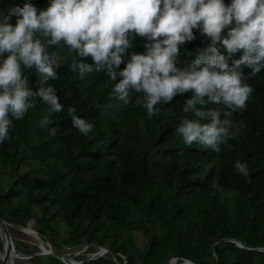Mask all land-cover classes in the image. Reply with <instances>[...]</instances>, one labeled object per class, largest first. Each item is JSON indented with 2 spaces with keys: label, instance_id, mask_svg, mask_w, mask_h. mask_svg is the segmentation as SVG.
<instances>
[{
  "label": "trees",
  "instance_id": "obj_1",
  "mask_svg": "<svg viewBox=\"0 0 264 264\" xmlns=\"http://www.w3.org/2000/svg\"><path fill=\"white\" fill-rule=\"evenodd\" d=\"M26 2L44 10L50 0H0V14ZM194 35L195 40L180 46L181 68L210 46L199 31ZM145 43L136 37L125 60L132 52L143 53ZM75 59L65 47L57 60L59 79L48 82L63 111L50 115L37 99L34 109L14 121L11 139L0 144V160L12 177L0 193V219L10 234L11 226L36 220V232L56 253L49 264H171L174 259L176 264H264V71L245 80L255 91L247 108L233 116L247 127L217 153L200 144L185 145L176 131L185 118L195 119L182 111L191 93L161 103L160 115L149 118L135 104L137 93H129L127 104L114 98L115 82L106 70L81 79L71 70ZM25 77L33 89L38 87L35 69L25 70ZM69 107L94 125L87 136L74 128ZM208 107L224 110L222 105ZM170 109L174 115H168ZM46 115L54 121L49 127L56 128L55 137L39 126ZM236 162L247 164V180L234 168ZM52 206L68 229L65 238L50 226ZM137 235L145 239L143 245ZM14 245L22 255L35 253L19 241ZM64 247H90V252L99 247L108 253L73 263L61 258Z\"/></svg>",
  "mask_w": 264,
  "mask_h": 264
},
{
  "label": "clouds",
  "instance_id": "obj_2",
  "mask_svg": "<svg viewBox=\"0 0 264 264\" xmlns=\"http://www.w3.org/2000/svg\"><path fill=\"white\" fill-rule=\"evenodd\" d=\"M194 30L210 46L181 68L180 46L195 40ZM136 37L147 41L145 51L132 52L126 61ZM65 47L78 58L71 70L81 79L106 70L115 82L114 98L127 104L129 93H137L135 104L149 118L160 115L161 103L191 93L182 111L195 119L185 118L176 131L185 145L200 144L219 153L221 145L247 127L233 119L255 91L245 80L264 71V0H231L229 5L224 0H50L44 10L28 2L9 9L0 14V144L11 139L14 121L34 109L37 99L50 115L63 111L48 82L59 79L57 60ZM32 69L39 74L35 89L25 77V70ZM76 111L68 109L73 126L87 136L94 125ZM50 115L39 126L55 137ZM168 115L174 112L170 109ZM234 168L249 178L246 163L236 162Z\"/></svg>",
  "mask_w": 264,
  "mask_h": 264
},
{
  "label": "rangeland",
  "instance_id": "obj_3",
  "mask_svg": "<svg viewBox=\"0 0 264 264\" xmlns=\"http://www.w3.org/2000/svg\"><path fill=\"white\" fill-rule=\"evenodd\" d=\"M94 87L95 85L92 83L90 86V90H92ZM26 169L27 168H23V170ZM11 182H12V177H11L10 167L4 164L2 160H0V193H2L4 190H6L9 187L11 185ZM2 200L4 204L8 203V201H6L7 199L3 198ZM33 211L36 213L40 212L38 207H34ZM49 213L51 214L50 226L53 229L58 230L61 233L60 236L65 238L67 236L66 233L68 229L62 223L60 213L57 211L55 206H52ZM37 223L38 222L36 220L32 219L31 222L26 227L11 226L10 231L13 236V240L23 243L29 249L32 248V250L35 251V253L28 256L27 259H20V258L16 259V256L13 255V253H10L8 264H49V256H54L56 253L51 247V244L48 240L46 239L44 240L40 236H38L35 230L36 227L38 226ZM136 238L139 245L144 244L145 239L141 235H137ZM0 240L3 243L5 242L4 234L1 231V228H0ZM42 247L47 249V251H50L51 255H40L42 253V249H41ZM95 248L96 250L90 252L89 251L91 249L90 247H82V248L64 247L59 252L61 254L62 259H68L71 260L73 263H76L75 260L78 257L85 256L88 259H94L98 257L99 253L101 252V249L99 247H95ZM172 262L176 264V259H174Z\"/></svg>",
  "mask_w": 264,
  "mask_h": 264
},
{
  "label": "water",
  "instance_id": "obj_4",
  "mask_svg": "<svg viewBox=\"0 0 264 264\" xmlns=\"http://www.w3.org/2000/svg\"><path fill=\"white\" fill-rule=\"evenodd\" d=\"M0 228H1V231L3 232L4 238H5L3 252H1V250H0L1 263L2 264H7L10 253H13V255H15L16 258L27 259L28 256H25V255H22L20 253H17L15 245H14V242H13V239H12V236H11L9 230H8V225L2 219H0ZM38 236H39V234H38ZM232 241L234 243H236L241 248L245 247L242 243H240L238 241H234V240H232ZM41 249H42V253L40 255H51L50 254L51 252L47 251V249H45L44 247H42ZM107 252L108 251L106 249L102 250V254L103 253L106 254ZM52 255H54V254H52ZM171 264H174V263L172 262ZM184 264H194V263H192L191 261H187Z\"/></svg>",
  "mask_w": 264,
  "mask_h": 264
},
{
  "label": "built area",
  "instance_id": "obj_5",
  "mask_svg": "<svg viewBox=\"0 0 264 264\" xmlns=\"http://www.w3.org/2000/svg\"><path fill=\"white\" fill-rule=\"evenodd\" d=\"M100 249H101V252L99 253V256H103L104 255V253L102 254L103 248H100Z\"/></svg>",
  "mask_w": 264,
  "mask_h": 264
},
{
  "label": "bare ground",
  "instance_id": "obj_6",
  "mask_svg": "<svg viewBox=\"0 0 264 264\" xmlns=\"http://www.w3.org/2000/svg\"><path fill=\"white\" fill-rule=\"evenodd\" d=\"M10 255V254H9ZM1 256V255H0ZM8 260H9V258H8ZM7 264H8V262H7Z\"/></svg>",
  "mask_w": 264,
  "mask_h": 264
}]
</instances>
